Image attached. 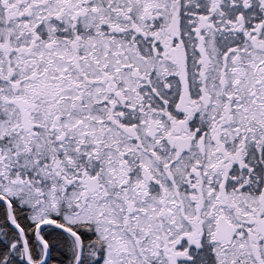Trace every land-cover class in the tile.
I'll list each match as a JSON object with an SVG mask.
<instances>
[{
    "label": "snow or ice",
    "instance_id": "obj_1",
    "mask_svg": "<svg viewBox=\"0 0 264 264\" xmlns=\"http://www.w3.org/2000/svg\"><path fill=\"white\" fill-rule=\"evenodd\" d=\"M0 264H264V0H0Z\"/></svg>",
    "mask_w": 264,
    "mask_h": 264
}]
</instances>
